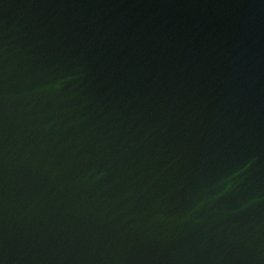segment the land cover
<instances>
[{"label": "water", "instance_id": "water-1", "mask_svg": "<svg viewBox=\"0 0 264 264\" xmlns=\"http://www.w3.org/2000/svg\"><path fill=\"white\" fill-rule=\"evenodd\" d=\"M0 264H264V0H0Z\"/></svg>", "mask_w": 264, "mask_h": 264}]
</instances>
